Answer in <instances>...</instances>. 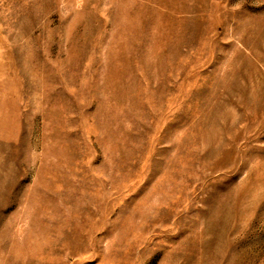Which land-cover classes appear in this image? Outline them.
<instances>
[{
    "label": "rangeland",
    "instance_id": "374dc122",
    "mask_svg": "<svg viewBox=\"0 0 264 264\" xmlns=\"http://www.w3.org/2000/svg\"><path fill=\"white\" fill-rule=\"evenodd\" d=\"M0 264H264V0H0Z\"/></svg>",
    "mask_w": 264,
    "mask_h": 264
}]
</instances>
